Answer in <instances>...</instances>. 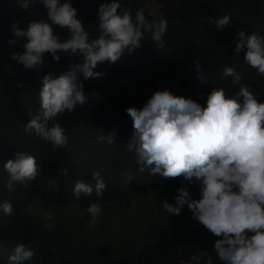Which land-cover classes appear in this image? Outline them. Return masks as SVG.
Here are the masks:
<instances>
[{
  "label": "trees",
  "instance_id": "16d2710c",
  "mask_svg": "<svg viewBox=\"0 0 264 264\" xmlns=\"http://www.w3.org/2000/svg\"><path fill=\"white\" fill-rule=\"evenodd\" d=\"M147 1L119 0L122 9L131 10L133 19L136 10L143 8L151 23L157 19L146 7ZM152 1L159 7L158 18L167 20L163 49H159L151 33L146 32L142 47L131 54L125 53L115 63H98L94 71L103 73L101 77L84 81L79 74L85 92L95 91L100 99L78 106L73 113L58 114L49 121V126L59 123L68 137L67 147L55 148L34 132L26 133L25 124L40 107V78L45 73L57 76L73 63H82V57L60 52V60L56 61L45 54L42 68L24 69L10 59V53L22 50L23 43L19 39L16 47L8 44L10 25L18 20L20 27H27L30 20L46 18V10L37 3L25 11L17 6L16 0H0V203L10 201L14 209L10 216L0 211V257L4 264H7L8 254L20 243L34 249L32 264H184L192 255L205 251L212 257L213 264H222L214 251L217 237L192 218L187 206L179 216H169L163 210L162 201H158L156 207L144 211L145 218L141 214L124 217V213H130L127 210L130 199L123 202L118 194L112 199H102L103 210L90 226V214L82 206L85 196L81 193L77 199L73 194L77 181L95 184L93 172L106 176L107 187L118 171L116 161L127 165L126 156L133 154L126 151L132 133L127 109L129 105L137 107L144 94L147 101L154 91L168 88L203 107L214 88H223L227 96H235L240 87L248 86L259 101H264V75L244 61L246 48L239 54L234 52L239 30L249 35L253 32L264 35V0ZM102 2L110 0H71L90 38L99 35L97 13ZM224 14H230L232 24L222 30L207 22L208 17L218 18ZM55 31L61 40L69 35L67 29L55 28ZM196 58L202 65L203 83L196 78L192 64ZM227 67L240 74L239 82L233 83L232 76L223 75ZM17 82H22L23 86L17 87ZM240 99L242 101V97ZM113 133L117 139L114 144L98 139ZM20 151L33 155L41 172L35 180L28 181L27 186L17 184L15 190L9 192L5 186L9 176L3 165L8 159H15L16 152ZM46 179L57 181L59 191L46 184ZM169 202L174 201L170 198ZM170 217L177 219V226L171 223L168 228L158 227L162 220L168 221ZM120 219L144 225L147 231L161 228L156 246L139 247L134 256L127 254L111 259L113 252L105 249V243L110 242L113 247L129 244L136 238L132 234L127 238L123 228L116 227ZM205 259L193 264H204Z\"/></svg>",
  "mask_w": 264,
  "mask_h": 264
},
{
  "label": "clouds",
  "instance_id": "9594fccd",
  "mask_svg": "<svg viewBox=\"0 0 264 264\" xmlns=\"http://www.w3.org/2000/svg\"><path fill=\"white\" fill-rule=\"evenodd\" d=\"M16 3L25 11L38 3L46 10V18L30 20L27 27H20L18 20L12 22L8 44L16 47L19 39L23 43L22 50L10 53V59L33 70L42 68L45 54L56 61L60 60V52L82 57V63H73L59 75L45 73L40 78V107L37 114L30 113L31 119L25 124L26 133L34 132L55 148L67 147L68 137L59 123L49 126V121L100 99L95 91L85 92L79 74L84 81L101 77L103 73L94 71L98 63H115L125 53L142 47L146 32L151 33L159 49L164 47L167 20L159 19L158 11L152 14L157 20L149 23L143 8L136 10L133 19L131 10L122 9L119 0L102 2L97 13L99 35L90 38L71 0ZM206 19L218 30L232 24L230 14ZM55 28L67 29V39L61 40ZM237 35L234 52L239 54L246 48L244 61L264 75V35H249L243 29ZM192 64L196 78L203 83L199 58ZM223 75L232 76L233 83L241 79L231 67L225 68ZM16 86L22 87V82ZM145 95L137 107L129 105L127 109L132 133L126 151L133 153L126 156L127 165L116 161L118 171L107 187L106 176L100 172L92 173L94 185L84 181L74 185V196H85L82 206L90 214V226L103 210L102 199L118 194L123 202L130 199L129 207L140 205L144 211L151 200L153 207L162 201L169 216H179L187 206L192 218L217 237L214 251L222 264H264V101H259L248 86L240 87L235 96L214 88L203 107L168 88L154 91L147 101ZM98 139L114 144L116 138L113 133ZM3 167L9 176L5 184L9 192L17 184L27 186L41 172L36 158L24 151L16 152L15 159H8ZM46 184L59 191L57 181L46 179ZM170 198L174 202L170 203ZM0 211L12 215L13 204L0 203ZM34 256L32 247L20 243L8 254L7 264H32ZM192 256L200 257L196 261L206 257L204 264H213L207 251ZM0 264H4L3 257Z\"/></svg>",
  "mask_w": 264,
  "mask_h": 264
},
{
  "label": "rangeland",
  "instance_id": "374dc122",
  "mask_svg": "<svg viewBox=\"0 0 264 264\" xmlns=\"http://www.w3.org/2000/svg\"><path fill=\"white\" fill-rule=\"evenodd\" d=\"M146 7L150 10L151 14H154L156 12L157 9H159L158 5L155 4V1L149 0L145 3ZM147 208L148 209H152L153 205H154V200H151L150 202H148L147 204ZM145 208H141V207H129V210L131 211V213H124V217L126 216H132L133 214H141V217L147 215L146 213H144ZM175 216V215H173ZM168 214H167V219H168ZM176 217V216H175ZM165 218V217H164ZM131 221V220H130ZM118 222V229H120L121 227L123 228V230L127 233V238L130 237V234H132L133 236H135L136 238H132L131 241L129 242V244L127 243H120L118 245H115L113 247L110 246V242L105 243L106 247L105 249L108 250V252L112 253V255L110 257H112L111 259H117L119 257H123L124 255L130 254L132 256L136 255L139 251V247H152L153 245L156 246L155 243H157V240L160 238V229L158 228V230H151V231H147L144 227V225H139V224H135L134 222H125L123 219L117 220ZM125 222V223H124ZM174 224L175 226H177V219H172L171 217L169 218V220H162V223H160L158 225L163 228H168L170 225L169 224ZM113 232V235L115 233L114 228L111 230ZM135 233V234H134ZM125 233H123L124 235ZM111 235V233H110ZM119 237H121L119 235ZM162 239V238H161ZM160 239V240H161ZM133 240H136L135 242ZM116 241H118V238L116 239ZM116 241H111L112 244H114ZM122 241V240H121Z\"/></svg>",
  "mask_w": 264,
  "mask_h": 264
},
{
  "label": "built area",
  "instance_id": "2783aa9c",
  "mask_svg": "<svg viewBox=\"0 0 264 264\" xmlns=\"http://www.w3.org/2000/svg\"><path fill=\"white\" fill-rule=\"evenodd\" d=\"M196 260H200V257L192 256L190 260L184 262V264H193Z\"/></svg>",
  "mask_w": 264,
  "mask_h": 264
}]
</instances>
